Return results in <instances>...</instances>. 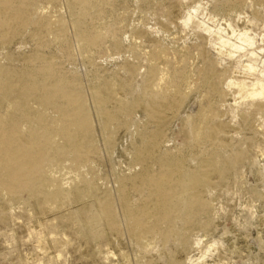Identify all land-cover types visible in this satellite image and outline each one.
<instances>
[{"label": "bare ground", "instance_id": "obj_1", "mask_svg": "<svg viewBox=\"0 0 264 264\" xmlns=\"http://www.w3.org/2000/svg\"><path fill=\"white\" fill-rule=\"evenodd\" d=\"M116 1L0 0V44L9 45L25 33L37 44L22 68L0 62V207L34 203L46 213L80 203L92 238L110 242L126 232L146 263L162 258L180 264L170 241L177 248L195 249L201 241L194 238L196 227L211 226L210 219L199 217L213 213L217 190L242 173L249 161L247 143L259 135L254 122L264 115V55L252 50L256 37L249 23L261 25L264 0H212V10L202 5L186 10L180 25L196 29L201 43L180 53L156 45L143 71L141 63L124 61L126 77L97 74L86 84L84 74L64 64L74 62L76 52L95 69L96 58L111 56L110 49L121 53L128 48L140 57L136 43L124 47L122 26L110 19L118 15ZM61 2L69 19L44 12L45 6ZM173 9L166 5L160 12L170 18ZM247 12L252 15L241 22ZM201 14L226 23L214 31ZM54 42L58 54L46 51ZM213 44L217 57L211 55ZM227 47L233 49L231 55L222 53ZM238 52L243 55L233 54ZM194 56L201 65L190 64ZM244 57L249 62L244 70L232 68V62L241 66ZM236 73L257 80L260 87L243 92L240 86L247 85L237 82ZM197 91L199 108L192 114ZM230 93L239 95L234 103ZM229 112L240 119L238 137L231 135L233 122L225 118ZM179 119L187 127L185 140L170 145ZM120 130L131 137V167L129 172L115 168L114 189L100 197L96 163L102 147L108 153L116 149ZM66 168L71 175L63 178L59 172ZM63 235L68 241L72 234ZM198 259L204 261L206 255ZM187 260L196 262L194 256Z\"/></svg>", "mask_w": 264, "mask_h": 264}, {"label": "rangeland", "instance_id": "obj_2", "mask_svg": "<svg viewBox=\"0 0 264 264\" xmlns=\"http://www.w3.org/2000/svg\"><path fill=\"white\" fill-rule=\"evenodd\" d=\"M167 1H116L118 15L110 19L112 21L117 19L120 26H122L121 37L124 47H129L135 43L138 45L139 59L137 55L130 53L127 47L121 53H116L110 49L109 54L114 57L101 56L99 58L98 56L96 58L98 66L95 69L89 65L84 56H80L81 54L76 52L77 58L75 61L69 62L70 64L65 61V67L80 72L82 75L84 74L85 83L91 84L97 74L105 78H110L113 75L126 77L128 73L122 69L124 61L141 63V70L143 71L145 69L143 65L156 45L162 44L161 46L170 53H180L194 48L202 40L196 29L191 26L189 28L180 25L181 18L186 10H192L195 6L202 5L212 10L214 0H186L184 3L179 2V0ZM172 4L174 5L172 15L170 18L164 16L160 12L162 7ZM153 5H155V8ZM43 10L53 19L60 16L66 19L70 18L65 2L58 5H47ZM263 12L262 16L264 17ZM250 14V12H247L245 16L243 15L244 17L241 16V22L245 21V18L247 21V17L252 15ZM199 17L208 20L214 31L220 22L226 23L222 19L216 23L209 16L203 14ZM262 20L260 26L249 23L250 28L253 29V35L256 37V44L252 50H255L260 56L264 55V50L260 49L261 46H264V18ZM162 27H165V30H161ZM140 30L145 33L143 35L136 34ZM193 31L195 34H193ZM69 34L73 38L72 31ZM21 36L9 45L2 46L3 44H0V62L3 65L22 68L24 58L37 48V44L30 34L25 33ZM217 42H220V40L217 39ZM107 46L108 48L111 46L110 41ZM57 48H59V44L54 42L50 49L48 48L46 51L58 54L59 49ZM229 50L233 51V49L227 47L222 53H227ZM125 52L127 53L125 54ZM229 54L231 55L230 52ZM233 54L236 56L243 55L240 52ZM211 55L213 57L218 56L215 44H213ZM226 57L229 58L228 55H225ZM227 62L230 61L225 60V63ZM248 63L247 58L244 57L241 66L236 62H232L231 66L232 68L244 70ZM190 64L196 67L201 65V62L194 56L191 58ZM236 75H238L239 80L237 82L240 85H247H245L246 87L240 86L243 92L253 91L260 87L257 80L245 79L242 77L244 75L238 73ZM200 95L201 92L197 91L192 98L190 104L192 114L198 111L199 102L195 99ZM238 96L237 93H230L228 95L229 102L234 103L233 99ZM225 118L230 123L233 122L231 123L233 127L231 135L238 137L240 135L238 130L241 126L240 119L234 118L231 112L227 113ZM180 121L181 119L175 123L172 135L173 141L169 143L170 145L179 144L185 140L183 132L186 131L187 127ZM254 124L259 131V135L251 138L247 143L250 155L246 167L242 169V173H239L237 179L233 178L231 182L222 185L217 190L213 200V213L205 215V217L202 216V218L199 217V220H211V226L208 229L196 227L194 231V238L201 241H198L195 249L177 248L176 244L170 241L169 247L172 250L177 249L178 258L182 261L180 264H191L187 260L189 256H194V259H196L193 264H264V115L259 116ZM247 132L248 130H242V133ZM99 136L98 142L103 145L104 136L102 134ZM130 140L129 133L120 130L118 144L113 152L108 153L102 147L103 151H101L95 169L100 185V197H103L107 190L114 189L115 168L119 172L123 170L129 172L128 167H131L132 160L127 147L129 148ZM68 170L67 168L62 169L59 175L63 178L70 176ZM68 206L60 211L43 213L34 203L16 202L10 205H1L0 219L5 218L7 212L9 219L0 222V264H148L142 258L140 259L141 250L130 240L131 238L126 232L118 240H116V237L110 242L96 240L88 233L85 225L86 214L83 212L85 205L72 203ZM68 231L72 235L66 241L63 234ZM201 254L206 255L204 261L198 259ZM156 264H169V262L161 258L156 261Z\"/></svg>", "mask_w": 264, "mask_h": 264}]
</instances>
